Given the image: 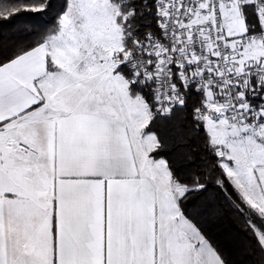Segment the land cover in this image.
Segmentation results:
<instances>
[{"label": "snow or ice", "instance_id": "obj_1", "mask_svg": "<svg viewBox=\"0 0 264 264\" xmlns=\"http://www.w3.org/2000/svg\"><path fill=\"white\" fill-rule=\"evenodd\" d=\"M0 264H264V0H0Z\"/></svg>", "mask_w": 264, "mask_h": 264}, {"label": "trees", "instance_id": "obj_2", "mask_svg": "<svg viewBox=\"0 0 264 264\" xmlns=\"http://www.w3.org/2000/svg\"><path fill=\"white\" fill-rule=\"evenodd\" d=\"M216 235L220 242L224 244H230L231 243V236L230 233L232 231L231 225L228 223L227 220H224L222 222V226L217 228L216 230Z\"/></svg>", "mask_w": 264, "mask_h": 264}]
</instances>
